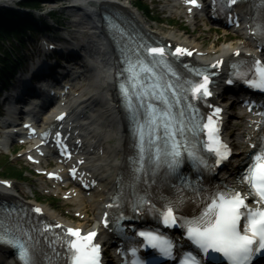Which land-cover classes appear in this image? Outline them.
<instances>
[{"label":"snow or ice","instance_id":"obj_1","mask_svg":"<svg viewBox=\"0 0 264 264\" xmlns=\"http://www.w3.org/2000/svg\"><path fill=\"white\" fill-rule=\"evenodd\" d=\"M188 2L197 4L198 0H188ZM234 2L235 0H227V3ZM144 51L153 54L152 60L146 61L140 56L129 59L128 72L132 83L127 88L124 85L121 86L126 100L131 101L139 96L135 107L138 110L140 106H143L147 111L148 119L144 123H137L141 140L138 164L141 166L143 164L145 128L148 129L149 147L154 146L152 143L154 136L157 141H162L164 146L163 149L156 147L154 163L157 166L163 162L170 170H175L184 152H187L197 167L202 165L208 169L227 159L231 149L220 139L219 113L222 111L220 107L214 108L216 119H213L212 115H198L191 103L185 106L187 109H192L190 113L186 112L185 108H175L180 98L188 99V92H191L197 99L212 95L208 87L209 75L206 71L193 69L202 79L187 82L186 88L179 89L180 97L176 95L169 97L166 93L171 90L175 94L179 86L173 87L171 82L161 84L160 78L154 71L155 65L152 63V61L156 63L164 61L165 49L145 45ZM176 52L185 53L188 49L177 47ZM255 63L258 67L253 77L247 78L242 74L241 79L252 87L264 89V65H261L260 61ZM145 75H149V79L154 81L150 86L144 81ZM145 96L149 99L155 97L164 106L161 108L159 105L148 103L144 99ZM129 106L133 107L131 103ZM161 129L162 135H157ZM203 130H206L207 135L202 147L215 157L212 164H209L208 159L200 153L197 146L200 145L198 137ZM252 148L255 151L249 155L246 166L239 177V183L246 188L248 196L252 197L255 204L259 205L258 207L251 206L240 190L223 186L216 187L214 191L205 196L203 210L199 215L187 217L178 214L182 196L172 200L165 198V205L158 210L159 215L163 217L164 224L179 223L184 229L183 235L212 260H219V257L213 253H220L226 259L227 264H251L256 254H264V134L259 138V143L253 144ZM114 199L119 200V195ZM141 205H147L150 211L154 210L151 201L144 196H138L132 208L134 211H140ZM35 211L41 212L42 210L36 208ZM122 216L121 213V218ZM104 222L108 224L107 219ZM9 224L10 222L5 221L3 225H0V244L8 245L15 250L19 264H40L38 257L41 253L37 247L38 241L32 235L31 229H23L19 224L13 226ZM46 227L52 228L53 225L48 224ZM65 232L70 234L64 238L68 264H100V245L93 241L96 236L95 232L81 235V230L78 228H66ZM139 236L143 237L144 241L137 245L138 247L150 245L157 249L161 256L175 258L171 239L159 235L156 231H141ZM130 251L136 257L132 264H145L143 259L136 256V247H132ZM148 264H158V261L153 257ZM179 264H202V258H198L192 251L182 252Z\"/></svg>","mask_w":264,"mask_h":264},{"label":"bare ground","instance_id":"obj_2","mask_svg":"<svg viewBox=\"0 0 264 264\" xmlns=\"http://www.w3.org/2000/svg\"><path fill=\"white\" fill-rule=\"evenodd\" d=\"M98 0H72V3L68 5L71 9L76 10V14L79 15V18L74 19L73 23L76 25V28L70 33L72 41L78 40L84 45L90 47L91 50L97 49V51L104 57L108 59V63H111V54L108 49V45L104 35L102 34L99 28V20L97 14L93 13L85 7L95 10V4ZM117 7L126 15H128L133 20L141 22L146 27H150L148 22H146L144 15L140 12L135 6L133 0H114ZM180 0H168L165 3L164 8L171 9V11L179 12L176 7ZM84 6V7H83ZM183 13V12H182ZM242 17L247 20L248 10H241ZM188 20L192 21L193 16L187 15ZM80 27V28H79ZM158 33L163 34L166 38L189 46L190 48H196V52L201 50V54L195 53L192 55L195 60L199 61H209L224 58L225 56L232 55L238 50H242L245 53L250 52L251 42L240 41L236 45L229 43L223 45L219 48L211 47L204 49L200 44L189 38L180 39L174 32H165L161 31L159 28H156ZM107 63V64H108ZM109 65H100L96 67L88 83H81L74 91V97L70 100L68 107L71 110L72 117H78L77 124L75 125V131L78 133V136L81 137L82 146L84 149V154L86 155L87 161V170L90 173L94 174L99 179V184L96 187V190L91 195H86L85 197L80 192H77L75 188L70 189L66 192L69 195V200L73 203H76L75 210L77 213H80L81 216H84L87 212V216L90 211H93L95 215L94 226L97 227L100 225L101 211L103 205L110 200L111 196L114 193L117 185V175L120 172V161L124 156L126 150V140H125V126L121 119V114L116 105V89L115 84L111 80L109 70ZM217 90L219 92L218 100L222 98V82H218ZM62 100V99H60ZM221 102V101H220ZM223 106V116L226 119L225 122V131L226 137L232 138L236 134L232 133L230 130L231 126L229 121L230 116H234V120L237 122L242 121V115L233 113L230 111L231 106H233L232 101H222ZM80 120V122H79ZM246 124V123H245ZM235 126L238 123L234 124ZM73 131V130H72ZM74 132V131H73ZM245 139L249 135L247 128L242 130L239 128L237 134L241 135ZM7 138V135L4 137ZM0 135V149L5 146V139ZM243 139H241L240 144H243ZM248 145V144H246ZM242 147L243 150L245 146ZM34 149V146H33ZM241 152H244V151ZM84 155V156H85ZM220 178L228 182L231 181L230 175L228 172H222ZM43 189H49L56 192L60 189V186H50L46 183L42 185ZM18 188V190L16 189ZM25 192L22 189H19L18 186L14 185L12 187H5L0 184V196L4 198L12 199H22L21 195H24ZM90 201L91 209L87 208L88 203L86 199ZM35 204L34 199H27V202ZM46 214L49 217H57L61 220L65 219L59 213L54 211L52 208L44 206ZM94 218V217H93ZM77 226H87V223L77 222ZM70 225H73L70 223ZM5 249L0 247V256L4 254ZM4 264H12L11 261L5 260Z\"/></svg>","mask_w":264,"mask_h":264},{"label":"rangeland","instance_id":"obj_3","mask_svg":"<svg viewBox=\"0 0 264 264\" xmlns=\"http://www.w3.org/2000/svg\"><path fill=\"white\" fill-rule=\"evenodd\" d=\"M137 2V0H133ZM72 3V0H42V6L44 14L46 12H54L53 16L55 17L58 23L63 24L64 26H71L76 28V25L73 23L74 19L79 18L75 9H71L68 5ZM143 4H151V8H145V12L149 14L151 25L155 28H159L161 31L165 32H174L180 39L189 38L190 40L196 41L204 49L211 47L219 48L223 45L229 43L237 44L242 41V36L235 38L232 35L226 34L221 30L214 29L211 24L207 23L204 20L198 22H192L191 24L188 21V18L183 16L181 12H173L171 9L164 8L167 0H141ZM181 11L182 8H180ZM80 28V27H79ZM13 38L9 37L8 40H4L6 45H1V48H6ZM234 109L231 107L230 111ZM232 130V129H230ZM13 152L10 149L6 152L0 153V179L1 178H11L15 181V185L22 189L25 194L21 195L22 198L27 197L29 199H42L44 206L52 208L54 211L59 213L64 218L74 220V222L81 221V218L75 217V209L77 206L76 203L69 201L66 197H63L62 191H57L56 193L47 194L45 191L40 188V179L37 178V175L34 174V170L24 161V158L21 157L23 153L21 147H11ZM12 167L15 171L26 170L27 177L24 175L18 176L9 174L12 172ZM32 169L33 172H30ZM18 190V188H16ZM38 199V200H39ZM92 216V213H91ZM91 216L89 219H91ZM83 221V220H82ZM81 221V222H82Z\"/></svg>","mask_w":264,"mask_h":264},{"label":"trees","instance_id":"obj_4","mask_svg":"<svg viewBox=\"0 0 264 264\" xmlns=\"http://www.w3.org/2000/svg\"><path fill=\"white\" fill-rule=\"evenodd\" d=\"M23 4L28 5L30 7H40L42 4L41 0H23L22 1ZM137 3L142 6L141 0L137 1ZM147 8V6H144ZM24 22H27L26 19H24L23 17H19L18 14L14 13L11 10H0V30H4L6 32L9 31H19V27H22L24 25ZM30 25H33L31 22H27ZM11 26V27H9ZM2 38V35H0V39ZM22 41V40H21ZM4 57L1 58L4 62L3 67L0 68V74H10L11 71L14 70L13 66L9 63V59L12 61V63H17L18 60H20L18 58L17 59H13L11 58V56L9 55L8 51H3ZM8 81V80H7ZM12 172L9 174H16L19 176H22L23 173L20 171H15V169H13L12 167Z\"/></svg>","mask_w":264,"mask_h":264}]
</instances>
